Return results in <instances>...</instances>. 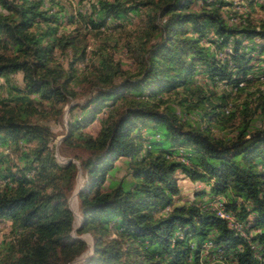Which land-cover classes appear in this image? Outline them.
I'll list each match as a JSON object with an SVG mask.
<instances>
[{
  "label": "trees",
  "instance_id": "obj_1",
  "mask_svg": "<svg viewBox=\"0 0 264 264\" xmlns=\"http://www.w3.org/2000/svg\"><path fill=\"white\" fill-rule=\"evenodd\" d=\"M233 6L93 0L71 14L62 0H0V264H69L86 251L68 204L79 169L76 233L92 239L82 264H264V18ZM18 72L22 86L10 82ZM75 84L88 96L71 104ZM65 105L62 144L86 151L78 163L58 162L35 120ZM102 112L98 133L86 132ZM123 158L124 176L110 180ZM177 171L208 184L219 208L177 204Z\"/></svg>",
  "mask_w": 264,
  "mask_h": 264
},
{
  "label": "rangeland",
  "instance_id": "obj_2",
  "mask_svg": "<svg viewBox=\"0 0 264 264\" xmlns=\"http://www.w3.org/2000/svg\"><path fill=\"white\" fill-rule=\"evenodd\" d=\"M63 4H65L66 6V10L68 13L71 14H77V12L81 11V12H87L89 11L90 8V3L93 2V0H62ZM253 4H249V2L247 0H234V6H233V10L238 11V13L240 14H249L254 18H264V7L260 6V4H262L264 6V0H254ZM232 10V11H233ZM133 27V25H130ZM88 50L91 49V47H93V45L95 44V39L94 38H88ZM227 51H229V49H226ZM116 56L120 57V59H122L124 61V63H129V59L128 57L122 53V50H117L116 52ZM218 56L223 59L224 56L221 53H218ZM80 68L83 67V64L79 65ZM262 82L257 84V88L259 89H263L264 90V76L261 77ZM10 82L13 84H16L18 86H22V75L21 73H15L12 74L10 77ZM200 82L203 83L204 86H206V88H213L215 89L217 92H222L223 89H228L230 88L225 81H219L215 87H212L209 83V81L207 79H200ZM207 82V83H205ZM0 96H6L7 94V85L8 83L5 82L4 79H0ZM74 89L76 90V92L78 93V96L71 101V104L75 103V102H83L87 96H88V92L86 91V87H84V84L79 85V84H75ZM247 97L246 92H242V93H236V95H232L230 96V99L228 100V104L230 105V108L235 109L236 104H240L242 101H244ZM68 108L69 105H65L63 107V112L61 115L59 116H54V115H43V116H38L35 120H37L40 123L46 124L50 127L51 132L53 134V138L51 140V147L55 153L56 159L58 162L60 163H65L67 162L69 159H71L72 161L78 163V160L75 159L74 155H79V156H85L86 155V151H84L83 149H79V148H69L65 145L62 144V140L66 134L67 131V122L69 120V115H68ZM105 117L104 112H102L101 114H99V117L97 120H95L92 124L86 125L84 126V130L88 133H91L93 135H96L99 131L100 128V120L102 118ZM261 121H257V124H260ZM215 132L220 134L223 133L225 131L230 130V128H226V130L221 131L218 128H214ZM3 153L5 154H9V156L11 158H14L15 160V154L11 153V151L9 149H3ZM126 159H120L117 163H116V168L111 172L109 179H114V181H118L120 180L125 172H126ZM175 176L177 177L178 180V184L180 187V193L178 195V197H176L177 199V204H183L185 202H191L193 201L195 198L199 197L200 199L205 201V204H209L213 207H217L219 208V203L217 200L211 199V194L209 193V185L206 184L203 181H191L190 179H188L183 173L177 171L175 173ZM85 181H86V177L83 174L82 170L79 169L77 176H76V182H75V186H74V190L70 193L69 195V199H68V204L70 209L72 210L73 214H74V221H73V230H72V234L74 236H79L81 238H83L86 242H87V249L86 251L81 254L80 256L76 257L72 262H70L69 264H82L84 263V261L88 258V256L90 254H92V239L90 237L89 234L84 233V234H77L76 233V229L79 227L80 225V221H81V214L79 211V203H78V199H77V193L84 187L85 185ZM1 181H0V185H1ZM125 186H128L129 183L128 181H124ZM202 190L205 191L204 194H199V196H197L198 192H201ZM232 222V221H231ZM9 223H1L0 222V233H6L8 232V227ZM237 228H240V225H237ZM205 254V253H204Z\"/></svg>",
  "mask_w": 264,
  "mask_h": 264
},
{
  "label": "built area",
  "instance_id": "obj_3",
  "mask_svg": "<svg viewBox=\"0 0 264 264\" xmlns=\"http://www.w3.org/2000/svg\"><path fill=\"white\" fill-rule=\"evenodd\" d=\"M220 216H223V217H227V218H230L228 215H226L223 211H219L218 212ZM237 226V224H236Z\"/></svg>",
  "mask_w": 264,
  "mask_h": 264
},
{
  "label": "bare ground",
  "instance_id": "obj_4",
  "mask_svg": "<svg viewBox=\"0 0 264 264\" xmlns=\"http://www.w3.org/2000/svg\"><path fill=\"white\" fill-rule=\"evenodd\" d=\"M92 245V244H91Z\"/></svg>",
  "mask_w": 264,
  "mask_h": 264
}]
</instances>
